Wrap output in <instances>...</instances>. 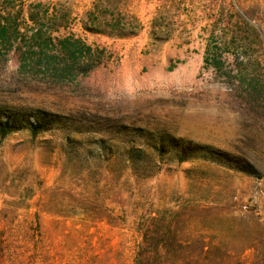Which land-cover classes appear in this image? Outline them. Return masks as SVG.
<instances>
[{"label": "rangeland", "instance_id": "374dc122", "mask_svg": "<svg viewBox=\"0 0 264 264\" xmlns=\"http://www.w3.org/2000/svg\"><path fill=\"white\" fill-rule=\"evenodd\" d=\"M33 3L106 60L64 81L0 52V264H264V0H0L27 35ZM97 8L142 29L85 32Z\"/></svg>", "mask_w": 264, "mask_h": 264}, {"label": "trees", "instance_id": "16d2710c", "mask_svg": "<svg viewBox=\"0 0 264 264\" xmlns=\"http://www.w3.org/2000/svg\"><path fill=\"white\" fill-rule=\"evenodd\" d=\"M27 20L33 27L29 29L30 34L22 33L17 25V21L24 15V8L15 9L12 4L0 5V52L6 55L11 52L20 51L21 66L19 70L30 68L32 71L47 73L54 78L68 81L70 74L87 76L103 65L106 60V50L87 46L80 39H74V36L66 38H53L54 33L60 29L69 27V16L67 14L58 16L54 14L47 17V11L43 10L42 3H33L30 5ZM97 8L96 13L89 15L91 28L86 24L82 26L85 32L94 35L105 36L109 39L122 40L135 37L139 34L140 23L136 18L127 20H117L114 22L102 23L100 17H105ZM242 25L247 29V33L254 32L251 22L252 17L249 13H242V16L236 13ZM26 21V20H25ZM256 34L263 36L260 40L264 46V33L256 30ZM249 36L241 35L234 41L237 49L245 50V46H251ZM21 45L20 49L15 46ZM204 62L209 68L219 70L223 66L220 56L214 53L207 56ZM243 64V63H240Z\"/></svg>", "mask_w": 264, "mask_h": 264}]
</instances>
